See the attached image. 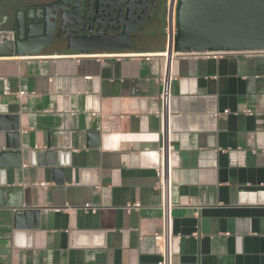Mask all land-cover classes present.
I'll list each match as a JSON object with an SVG mask.
<instances>
[{"label":"crops","instance_id":"1","mask_svg":"<svg viewBox=\"0 0 264 264\" xmlns=\"http://www.w3.org/2000/svg\"><path fill=\"white\" fill-rule=\"evenodd\" d=\"M146 38L134 50L0 57V116L19 146L0 187L32 210L16 227L0 208V264H158L166 36ZM174 71V262L264 264V53L179 55ZM49 151L68 153L64 172L39 163Z\"/></svg>","mask_w":264,"mask_h":264},{"label":"water","instance_id":"2","mask_svg":"<svg viewBox=\"0 0 264 264\" xmlns=\"http://www.w3.org/2000/svg\"><path fill=\"white\" fill-rule=\"evenodd\" d=\"M2 1L4 0H0V13L4 9V6L1 7ZM80 5L77 10L69 3H62V10L53 9L52 6L36 11L24 8L22 14H15L11 20L14 23L10 32L1 30L0 26V57L38 56L63 50L64 48L52 46L56 41L50 36L51 31L57 24L60 28H66L68 19L74 22L75 13H85L90 7L87 1L80 2ZM113 6L112 10L120 15V20L125 18V31L118 36H109L103 33V30L106 31L103 27L97 37H80L81 40L77 42L80 46L75 50L82 53L134 50L146 43V37L137 36L135 29L128 26L131 23L137 25L141 17H148L144 11L147 10L146 5L141 0H128L127 4L125 0H117ZM115 13L111 15H116ZM102 20L103 25L108 23L107 19ZM177 29L175 50L180 55L264 53V0H179ZM84 42L87 45L83 46ZM5 121L0 116V134H4L7 149L0 153V172L9 166L12 155L10 151L19 148L12 143L18 136V128L7 126ZM67 155L65 152L49 151L39 153L37 158L40 164L44 158L53 173L60 174L69 167V164L63 163L64 156ZM9 189L0 187V208L14 209L16 227H20L23 216L32 215L29 213L32 210L22 208L19 201L7 204Z\"/></svg>","mask_w":264,"mask_h":264},{"label":"built area","instance_id":"3","mask_svg":"<svg viewBox=\"0 0 264 264\" xmlns=\"http://www.w3.org/2000/svg\"><path fill=\"white\" fill-rule=\"evenodd\" d=\"M179 0H167L165 36L166 51L162 54V66L159 73L161 85L160 109L156 116L160 122V146L155 152L157 184L156 188L160 195L159 209L161 211V230L154 234V242L159 255L158 264H175L176 245L182 240V236L174 231V200H173V172L180 163V155L173 141V83L176 75L174 63L180 54L175 50V42L178 34L177 11ZM238 53H204L198 56L206 59L217 60L224 56ZM147 60L150 57H146ZM20 95H25L21 92ZM225 113H228L227 111ZM250 113V112H247ZM138 207V206H136ZM87 209L94 211L90 205Z\"/></svg>","mask_w":264,"mask_h":264},{"label":"flooded vegetation","instance_id":"4","mask_svg":"<svg viewBox=\"0 0 264 264\" xmlns=\"http://www.w3.org/2000/svg\"><path fill=\"white\" fill-rule=\"evenodd\" d=\"M84 1H87V5H90L85 13L82 11L81 14L75 13L74 22H70L71 19H68L65 25L66 28H60L57 24L52 29L50 36L56 41L52 45L54 48H64L63 50L68 52H81L74 49L80 46L77 43L81 40L80 37H97L103 27L106 29V31L103 30V33L109 36H118L125 31V18L120 20V15L112 10L114 2L117 3V0H4L1 2V7L4 6L0 13L1 30L10 32L14 23L11 20L14 19L15 14H22L21 11L24 8H31L36 11L52 6L53 9L62 10L64 9L62 3L63 5L69 3L77 10L81 7L80 2ZM125 2L127 4L128 0H125ZM141 2L146 5L147 10L144 9V11L149 18L141 17L137 25L131 23L128 26L135 29L137 36L146 37L152 34H165L167 0H141ZM111 13L116 15H111ZM103 18L108 21L105 25H103ZM67 39H70V41L67 42ZM85 45H87L86 42L83 43V46ZM86 48L88 49V47Z\"/></svg>","mask_w":264,"mask_h":264},{"label":"rangeland","instance_id":"5","mask_svg":"<svg viewBox=\"0 0 264 264\" xmlns=\"http://www.w3.org/2000/svg\"><path fill=\"white\" fill-rule=\"evenodd\" d=\"M140 43H142V42H140Z\"/></svg>","mask_w":264,"mask_h":264}]
</instances>
